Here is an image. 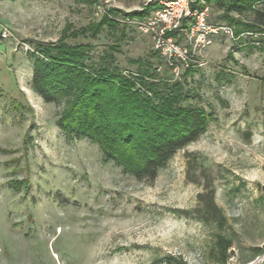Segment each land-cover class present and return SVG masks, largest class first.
<instances>
[{
	"label": "rangeland",
	"instance_id": "rangeland-1",
	"mask_svg": "<svg viewBox=\"0 0 264 264\" xmlns=\"http://www.w3.org/2000/svg\"><path fill=\"white\" fill-rule=\"evenodd\" d=\"M156 4L0 0V264H160L169 254L188 264H224L213 254V226L195 212L209 184L233 240L225 264H264V29L219 32L196 51L181 38L188 59L174 57V66L151 35L124 22L135 17L118 16L125 37L105 27L96 38L67 39L92 45L89 64L117 43L124 73L136 71L134 60L153 61L164 82H180L191 95L184 105L211 114L207 131L153 182L106 161L89 139H70L56 124L66 100L47 103L32 88L38 43H58L69 25L86 27L105 9ZM209 5L211 22L230 26L224 8ZM254 17L248 11L240 18Z\"/></svg>",
	"mask_w": 264,
	"mask_h": 264
},
{
	"label": "trees",
	"instance_id": "trees-1",
	"mask_svg": "<svg viewBox=\"0 0 264 264\" xmlns=\"http://www.w3.org/2000/svg\"><path fill=\"white\" fill-rule=\"evenodd\" d=\"M205 1L217 2L224 8L236 37L242 32L264 29V9L258 7L264 0ZM155 8L150 5L129 13L117 8L105 9L99 21L81 29L69 25L58 43H38L32 54L33 90L47 103L66 100L57 126L72 140L89 139L98 144L106 161H113L126 173L148 182L156 180L159 171L179 150L207 131L211 114L203 107L184 105L191 95L180 82H164L153 61L134 60L138 64L136 71L124 73L116 62V53L120 51L117 43L105 51L99 62L89 64L86 59L92 45L69 43L67 39L96 38L105 27L125 37L126 26H120V14L142 18ZM248 11L254 12L255 17L244 22L240 17ZM232 13L239 16L236 18ZM25 182L22 180L20 184ZM198 200L197 219L213 226V254L225 264L233 246L232 237L224 233L229 228L228 217L217 204L211 184L205 185ZM160 264L188 262L169 254Z\"/></svg>",
	"mask_w": 264,
	"mask_h": 264
},
{
	"label": "built area",
	"instance_id": "built-area-1",
	"mask_svg": "<svg viewBox=\"0 0 264 264\" xmlns=\"http://www.w3.org/2000/svg\"><path fill=\"white\" fill-rule=\"evenodd\" d=\"M159 6L144 18H126L124 22L136 26L152 36L156 49L167 57L168 64L174 66V57L188 59V48L180 42L185 39L192 51L206 48L212 43V36L219 32L234 34L228 25L212 23L211 7L205 0H149ZM3 38L8 30L1 32Z\"/></svg>",
	"mask_w": 264,
	"mask_h": 264
}]
</instances>
